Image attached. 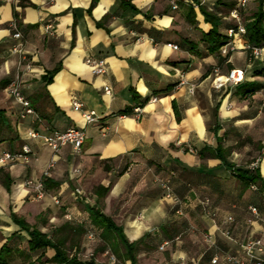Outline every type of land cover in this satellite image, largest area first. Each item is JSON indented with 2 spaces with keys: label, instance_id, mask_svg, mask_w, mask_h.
I'll use <instances>...</instances> for the list:
<instances>
[{
  "label": "crops",
  "instance_id": "1",
  "mask_svg": "<svg viewBox=\"0 0 264 264\" xmlns=\"http://www.w3.org/2000/svg\"><path fill=\"white\" fill-rule=\"evenodd\" d=\"M257 4L247 0L244 24ZM235 5L0 0V153L19 152L25 144L31 149L25 159L0 168L5 264H30L55 253L50 247L30 250L20 221L48 237H69L66 244L77 226L86 230L87 242L88 231L100 240L104 228L93 222L92 207L138 243L137 264H237L227 255L247 259L245 242L260 238L264 246V44L251 58L244 35L228 37L234 47L222 54L223 45L213 49L204 39L212 24L199 10L220 16L219 33L226 35L235 26ZM13 22L19 40L12 37ZM19 43L24 61L12 52ZM87 57L103 59L105 71L93 74ZM233 68L244 70V80L215 88V71ZM14 80L35 115L22 117V107L8 95ZM75 100L81 110L72 108ZM84 111L95 112L97 120L86 123ZM71 127L85 132L79 153L68 144L53 152L27 135L30 129ZM246 169L255 170L257 190L241 176ZM26 179L42 180L43 198H34ZM108 251L103 247V254ZM259 255L264 259V252Z\"/></svg>",
  "mask_w": 264,
  "mask_h": 264
},
{
  "label": "built area",
  "instance_id": "2",
  "mask_svg": "<svg viewBox=\"0 0 264 264\" xmlns=\"http://www.w3.org/2000/svg\"><path fill=\"white\" fill-rule=\"evenodd\" d=\"M2 1H8V0H2ZM246 4H247V0H236V5L230 11V16L235 20V26L227 29V36L232 39L235 38L236 36H242L245 34V25L243 23L241 12L245 9ZM11 27L14 30L12 37L17 40L21 39L22 35L18 30L16 23L13 22L11 24ZM167 46L173 49H178V45L174 43H167ZM233 47H234L233 43L227 42L220 48V52L222 54H226L229 50H232ZM247 48H249L250 50L251 58H256L261 54L260 46L252 45V46H248ZM12 52L18 54L20 61L25 60L26 57L21 43L14 45L12 48ZM85 62L91 67V71L93 74H101L105 71V61L103 59H94L91 57H87L85 59ZM215 72L216 74L212 82L215 88H220L224 85H237L244 80L243 69L233 68L228 70L224 74L217 73V71ZM104 91L110 93V88L108 86H105ZM192 91L193 90L191 89V92ZM7 92L8 95L12 97L22 107V112H21L22 117L26 114L35 115V112L31 107L29 100L25 96H23L19 91L17 80H14L9 83V85L7 86ZM152 100H155V98H153ZM81 107L82 104L80 102L76 100L72 102L73 109L81 110ZM135 111L139 112L140 108L137 107ZM82 116L86 123L95 122L98 118L95 112L93 111H84L82 112ZM27 135L32 139H37V138L40 139L42 143L48 146L53 152H57L61 147L68 144L71 146L74 153H79L85 139V132L83 131V129L78 127L67 128L64 131L46 129L44 132L35 129H30L28 130ZM30 151H31L30 147L25 144L21 147V150L19 152H9V151L1 152L0 168L9 162H15L20 159H25V156L28 153H30ZM51 166L52 163L49 165V167ZM44 174L45 175L47 174V170L44 172ZM23 183L25 186L32 188V190L34 191L35 199L43 198L45 194V189L42 180L33 181L31 179H26ZM249 187L252 190L258 189L256 184L254 183H251ZM74 195L77 198H80L83 196V192L80 188H75ZM53 199L56 204L59 203L58 198L53 197ZM249 209L254 215H258V210L255 206H250ZM176 212L180 213V210H177ZM261 219L264 221V217H262ZM231 220L232 218L229 217L228 221ZM226 233L228 234V231H226ZM86 235L87 238H90L93 237L95 234L91 231H88ZM242 249L247 259L239 260L232 255H227V260L237 264H264V259L261 258L259 255L262 252H264V246L260 238H254L252 240L245 242L242 245ZM109 258L110 261L114 262L115 259L113 255H110ZM216 260L217 258L214 257L211 261L212 263H215Z\"/></svg>",
  "mask_w": 264,
  "mask_h": 264
},
{
  "label": "trees",
  "instance_id": "3",
  "mask_svg": "<svg viewBox=\"0 0 264 264\" xmlns=\"http://www.w3.org/2000/svg\"><path fill=\"white\" fill-rule=\"evenodd\" d=\"M257 2L258 4L256 11L254 12L253 19L244 24V36L249 43H252L251 45L262 46L264 44V0H257ZM199 10L204 16L205 21L212 24V28L203 37L205 40L213 43V49H218L219 47H221V45H224L226 43L228 38L227 34L222 35L219 33V28L222 25L220 16L207 11L203 6H199ZM254 171V169H246L244 175H241L243 179L249 182L248 185L253 183L255 179ZM88 209L92 215L93 222L99 227L104 228V232L103 234L101 233L100 238L105 239L110 234H115L124 247L123 257L130 260L131 264H137L136 254L138 243L130 242L124 235L122 228L118 226L109 216L103 215L99 212L98 209H95L93 207ZM20 225L24 230L27 231L29 235L28 246L30 250L50 247L55 251L54 255L51 258L44 260L42 258H38L36 262H32L30 264H104L96 262L93 258H89V260H83L79 258L75 253L72 256L69 254V250L73 249V247L77 249L80 243L78 236H81V234L86 232V230L82 226H77L75 228V235L70 237L69 243L66 244V241L69 239V237L67 238V236L65 235L48 237L45 233H42L34 227H30L23 221H20ZM5 252L6 249L4 248L0 251V264H5V260L3 258Z\"/></svg>",
  "mask_w": 264,
  "mask_h": 264
},
{
  "label": "rangeland",
  "instance_id": "4",
  "mask_svg": "<svg viewBox=\"0 0 264 264\" xmlns=\"http://www.w3.org/2000/svg\"><path fill=\"white\" fill-rule=\"evenodd\" d=\"M246 14H247L246 11H244L243 15H241L242 18L247 17ZM212 82H213V79H212ZM81 188L82 187H80V189ZM78 239H79L80 243L76 249V255L79 258H81L83 260H89V258H93L96 262H102L104 264L107 261L109 264H122L121 256L124 252V247L122 246L118 237L115 234H110L105 239H100V240L97 239V236L95 234L93 237L88 238L87 239L88 242H87L85 240V234L83 233V234H81V236H78ZM83 243L86 244L85 247H82ZM105 246H107L109 248V251L106 254H103V247H105ZM93 249L95 251L91 255ZM70 251H72V250H70ZM110 255H113V257L115 259L114 262L110 261V258H109Z\"/></svg>",
  "mask_w": 264,
  "mask_h": 264
}]
</instances>
